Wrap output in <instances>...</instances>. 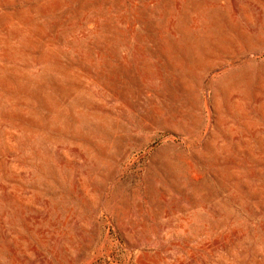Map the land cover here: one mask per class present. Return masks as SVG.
Returning <instances> with one entry per match:
<instances>
[{
    "label": "rangeland",
    "instance_id": "1",
    "mask_svg": "<svg viewBox=\"0 0 264 264\" xmlns=\"http://www.w3.org/2000/svg\"><path fill=\"white\" fill-rule=\"evenodd\" d=\"M0 264H264V0H0Z\"/></svg>",
    "mask_w": 264,
    "mask_h": 264
}]
</instances>
